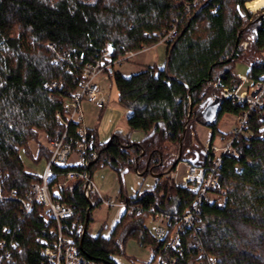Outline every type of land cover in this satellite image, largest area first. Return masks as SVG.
<instances>
[{
  "label": "trees",
  "instance_id": "trees-1",
  "mask_svg": "<svg viewBox=\"0 0 264 264\" xmlns=\"http://www.w3.org/2000/svg\"><path fill=\"white\" fill-rule=\"evenodd\" d=\"M252 1L206 0L184 16L186 4L192 0H0V170L5 177L4 194L14 191L23 198L33 184L41 182L52 149L42 148L35 161L30 143L38 142L41 135L58 141L65 132L66 126L56 115L63 112L65 98L77 92L79 71L68 73L55 64V52L71 56L74 63L77 58L95 63L107 51L117 60L155 46L184 18L177 35L165 43L164 64L129 78L115 74L119 104L131 112L126 122L131 134L113 136L109 145L111 140L101 144L98 133L88 130V146L98 153L97 163L88 169L91 177L93 170L102 166H110L121 176L135 171L141 177H155L152 191L132 198L122 195L123 201L141 207L142 212L128 215L125 211L111 232L96 237L87 233L82 241L90 202L95 208L101 201H89L83 183L76 181L64 196V202L75 210L65 234L86 257L112 264L113 257L137 261L127 256L130 240L149 250L146 264L168 258L175 259V264H264V119L260 115H253L247 132L236 138L239 156L224 157L218 190L224 192L222 203L198 205L194 190L176 185L173 174L177 167L166 175L179 154L184 132L182 161L196 165L210 162L203 148L198 151L194 146L195 126L202 124L201 112L209 99L221 98L223 88L234 90L239 85L236 64L250 65L252 81L264 75L260 61L264 18L252 23L255 41L248 52L239 46L250 36V29L241 32L253 21L245 9ZM198 30H203L202 35ZM113 73L114 69L108 75ZM60 82L61 91L46 87ZM51 92L55 100L50 99ZM221 100L218 123L210 127L211 142L216 134H222L218 124L224 115L238 116L244 111ZM77 130L76 124L68 128L67 142H72L74 149L81 139ZM132 133L142 139L134 142ZM229 136L222 134L223 139ZM22 152L34 164L45 160L40 173L26 169ZM54 170L65 174L78 169ZM187 212H193L197 221L182 234L176 250H168L169 237L157 239L145 224L160 214ZM43 214L38 204L26 217L20 202H0V255L9 253L3 264H48L39 239L49 238L52 224ZM91 220L92 211L89 225Z\"/></svg>",
  "mask_w": 264,
  "mask_h": 264
},
{
  "label": "built area",
  "instance_id": "built-area-1",
  "mask_svg": "<svg viewBox=\"0 0 264 264\" xmlns=\"http://www.w3.org/2000/svg\"><path fill=\"white\" fill-rule=\"evenodd\" d=\"M204 1L206 0H192V2L186 4L184 16L189 15L195 6ZM183 19L178 20L173 29L162 37L161 43H166L177 35V28ZM254 41L255 35H251L242 41L239 46L243 51H247ZM51 48L55 52V48ZM148 50V48H144L139 52H130L117 60H113L112 53L107 51L95 63H83V60L79 58L74 63L71 56L55 52V64L65 68L68 73H72L74 70L79 71V88L77 92L70 93L65 98L63 101V112L56 115L66 126L65 132L60 140L51 144L52 155L42 174V180L40 183L32 185L31 192L28 195L20 198L14 191L10 195L4 194L2 186L3 178L0 176V202L7 200L20 202L26 217L31 215L34 204L43 207L45 221L52 224V228L48 234L49 238L39 239V243L43 246L42 255L46 258L48 264H112L95 261L86 257L80 247L76 246L66 236L65 226L75 218L74 207L64 202L65 193L71 187V183L76 181L82 182L84 195L89 200L90 198H97L109 208L119 207L125 209L128 215L140 214L142 212L141 207L136 205L129 206L123 200L119 201L115 206L112 200L103 199L101 192L93 182L88 169L92 162L98 158V153L91 145L90 147L88 146L89 132L83 126L82 104L83 102H87L100 110L105 109L107 104L103 99V90L99 83L101 76L111 72L114 66L121 65L134 58L137 54ZM260 61L264 63V52L261 55ZM235 75L240 82L239 85L234 90L223 88L220 93L223 100L231 101L234 105L244 108V111L236 116L235 128L229 134L230 136L225 139L227 141L222 148L218 149L213 146V142L211 141L207 144L203 151L204 156L210 160L207 165L184 162L187 164L186 177L184 178L185 185L178 186L194 190L197 193L198 205L204 202L220 204L224 201V192H218L220 186L219 173L224 157L237 158L239 156L234 147V142L238 136L247 132L253 115H260L264 119V75L259 81H252L248 77ZM250 81L251 84H249ZM46 87L50 91H61L63 85L60 82L48 84ZM49 97L51 100L56 99L55 93L52 92ZM72 124L78 125L77 135L81 138L75 149L72 142H67L68 128ZM74 155L77 156L75 164L70 163ZM55 167H71L78 170H71L65 174H60L54 170ZM154 221L157 223L156 229L153 232L155 237L160 240L169 237L168 250H176L180 247L182 234L188 228H191L197 220L193 212H187L182 215L160 214L154 218ZM4 246L5 243H2L1 247ZM12 248L16 249L17 245H12ZM8 255V252L4 256L0 255V264L4 263L5 257ZM170 262L171 264H175L176 260L170 258H168V261L158 259L153 264H169Z\"/></svg>",
  "mask_w": 264,
  "mask_h": 264
},
{
  "label": "rangeland",
  "instance_id": "rangeland-1",
  "mask_svg": "<svg viewBox=\"0 0 264 264\" xmlns=\"http://www.w3.org/2000/svg\"><path fill=\"white\" fill-rule=\"evenodd\" d=\"M255 1V0H253ZM252 1V2H253ZM251 3V2H248ZM247 3V4H248ZM247 4H245V9L253 16V21L250 23V36L254 33V28L252 27V23L258 19H263L264 17V8L260 11H251L247 8ZM256 9V10H259ZM233 11V7L231 9ZM249 25V24H248ZM204 29V28H202ZM248 29V30H249ZM199 35H202L203 30H198ZM164 45L165 43H161L160 41L155 46L148 48L149 50L143 53L137 54L131 60L122 63L121 65L114 66V73L112 75H103L100 78V85L103 90V99L107 104V107L102 110L96 108L94 105L83 102L82 111L84 118V129L90 131H96L98 133V138L101 144H105L111 140L113 136H128L131 134V131L127 126V118L131 115V112L126 110L119 104L118 101V92L115 83V74L119 73L124 77H131L135 74L140 73L145 68L154 67L160 64V51L157 48ZM248 52V51H247ZM235 74L240 77H248L250 78V65L244 62H238L235 66ZM251 84V81L250 83ZM248 84V85H249ZM247 85V86H248ZM221 93V92H220ZM236 124V116L231 114L224 115L219 124L218 130L224 134L229 135L232 133ZM89 132V131H88ZM211 133L212 129L208 128L202 124H196L195 126V140L194 146L201 151L203 148L207 146V144L211 141ZM138 137L137 134L132 133ZM222 134H216L213 146L222 148L226 141L223 139ZM135 137V138H136ZM55 141H49L44 135L39 137L38 142L30 143V151L32 153L33 159L36 161L39 157V152L42 148L51 150V144ZM22 156L25 158L24 152H22ZM177 159V158H176ZM44 159L39 164H34L32 159L25 158L26 169L30 173H40L42 165L44 163ZM77 162V156L74 155L70 163L75 164ZM187 168V164L184 162L179 163L176 172L173 174L175 182L177 185H185L184 178L186 177L185 171ZM0 176L4 177L3 172L0 170ZM92 180L101 192L103 199L112 200L116 206L119 201H122V195L127 198H132L134 194L139 191H143L146 187L155 186V177L147 176L141 177L137 175L135 171H131L123 176L119 175L116 171H114L110 166H102L100 168H95L92 172ZM219 192V191H218ZM143 193V192H142ZM125 209L117 210L115 207L109 208L106 206L104 202L95 207L92 210V220L90 222L88 233L95 237L99 234L111 232L114 225L120 221L121 216L124 214ZM146 227L154 232L156 229L157 223L149 219L145 222ZM104 228H108L104 230ZM127 256L135 258L137 261L126 260L122 257H113V260L116 264H146L149 259L150 252L148 249L142 248L136 243L134 240H130L126 247Z\"/></svg>",
  "mask_w": 264,
  "mask_h": 264
},
{
  "label": "water",
  "instance_id": "water-1",
  "mask_svg": "<svg viewBox=\"0 0 264 264\" xmlns=\"http://www.w3.org/2000/svg\"><path fill=\"white\" fill-rule=\"evenodd\" d=\"M237 9L240 10L239 7ZM250 25L251 24H249L246 28H244L241 33H243L244 31H247L249 29ZM222 104H223V101L221 100L220 97H216V98H212V99L208 100L206 106L204 107V109L201 112L202 125H204V126H206L208 128L217 125L218 118H219V116L221 114V111H222V107H221ZM191 110H192V107L190 108V113H189V116H188L187 124L190 121ZM184 137H185V132L182 135V139H181V143H180V149H179V154L177 156V159L174 162V164L171 166V168L166 172V175L171 174L172 171L179 165V163L184 162V161H182V147H183ZM111 143H112V140L109 142V145H111ZM96 163H97V160H95L90 165V167L92 165L96 164ZM187 163H190V162H187ZM156 177H161V176H156ZM86 188H87V184H86ZM93 208H94V206L90 202V209L87 212V219H86V223H85V226H84V229H83L82 241L85 238L86 234L88 233V225H89V221H90V217H91V211L93 210Z\"/></svg>",
  "mask_w": 264,
  "mask_h": 264
},
{
  "label": "crops",
  "instance_id": "crops-1",
  "mask_svg": "<svg viewBox=\"0 0 264 264\" xmlns=\"http://www.w3.org/2000/svg\"><path fill=\"white\" fill-rule=\"evenodd\" d=\"M154 48H157L159 51H160V54H159V57H160V64L159 65H161V64H164V62H165V57H166V47L164 46V45H161V46H158V47H154ZM105 110V109H104ZM135 134H137L138 135V137H136L134 134H133V136H132V140L134 141V142H139L141 139H142V136L141 135H139L138 133H135ZM211 135H212V133H211ZM136 137V138H135ZM100 142V141H99ZM101 143V142H100ZM108 143V142H107ZM106 144V143H105ZM153 187V186H152ZM152 187L150 188V187H146V189L145 190H143V191H141V192H139V191H137L135 194H134V196H136V195H138L139 193H142V192H150V191H152L153 189H152ZM133 196V197H134ZM117 210H121L122 208H119V207H115ZM104 230H107L108 231V228H104ZM96 237V236H95Z\"/></svg>",
  "mask_w": 264,
  "mask_h": 264
},
{
  "label": "bare ground",
  "instance_id": "bare-ground-1",
  "mask_svg": "<svg viewBox=\"0 0 264 264\" xmlns=\"http://www.w3.org/2000/svg\"><path fill=\"white\" fill-rule=\"evenodd\" d=\"M261 7H264V0H255L247 4V8L251 11H258L256 9H259Z\"/></svg>",
  "mask_w": 264,
  "mask_h": 264
}]
</instances>
